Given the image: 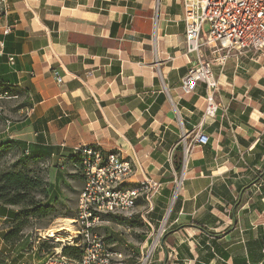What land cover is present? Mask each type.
<instances>
[{
  "label": "crops",
  "instance_id": "obj_1",
  "mask_svg": "<svg viewBox=\"0 0 264 264\" xmlns=\"http://www.w3.org/2000/svg\"><path fill=\"white\" fill-rule=\"evenodd\" d=\"M182 16L180 0H7L0 143L39 156L57 194L76 147L130 160L123 188L156 184L151 206L139 198L134 215L154 229L165 222L149 264H264V49L213 67L208 117L204 84L180 89L197 59ZM198 55L215 58L207 48ZM195 130L209 142L183 165L180 138ZM10 212L0 207V264H43L39 240L5 241Z\"/></svg>",
  "mask_w": 264,
  "mask_h": 264
},
{
  "label": "built area",
  "instance_id": "obj_2",
  "mask_svg": "<svg viewBox=\"0 0 264 264\" xmlns=\"http://www.w3.org/2000/svg\"><path fill=\"white\" fill-rule=\"evenodd\" d=\"M180 1L186 53L197 55L196 62L190 65L182 78L180 89L183 94H190L198 83L204 84L205 115L212 117L217 109L213 97L217 88L213 67L222 70L229 58L238 59L264 49V0ZM6 9L7 0H0V17L5 15ZM204 48L211 50L215 56L213 60L198 55ZM7 59L12 63V57ZM208 142V136L200 130L192 132L188 139L183 134L179 142L183 148L182 164L193 146H203ZM74 154L80 159L83 177L73 220L75 234L69 237L61 250L54 248V253L43 264H149L166 233L165 222L154 229L143 217L142 224L147 234L130 254L109 244L97 233V228L104 217L133 216L139 198H143L150 207L156 184L145 178L132 188H123L122 184L133 176L134 170L132 162L118 151L104 155L97 146H89L74 148ZM47 237L50 239L49 235ZM65 246L81 249V257L76 260L63 257L61 251Z\"/></svg>",
  "mask_w": 264,
  "mask_h": 264
},
{
  "label": "trees",
  "instance_id": "obj_3",
  "mask_svg": "<svg viewBox=\"0 0 264 264\" xmlns=\"http://www.w3.org/2000/svg\"><path fill=\"white\" fill-rule=\"evenodd\" d=\"M2 88L0 84V89ZM178 150H181V147ZM4 154L19 156L9 168H0V207L17 208V212L8 213L10 230L5 235V241L15 244L23 237V232L31 221L46 219L53 215L55 210L50 201L55 200L58 194L42 176L38 166L42 159L35 154H26L25 144L16 141L0 143V156ZM72 159L75 160V169L81 173L79 157L75 155ZM178 169L179 166H177ZM124 221L131 227L135 223L142 225L136 215ZM43 246L45 243L41 244V248ZM54 248L51 247L49 250ZM81 254V249L76 247L65 246L61 251L63 257L75 260L79 259Z\"/></svg>",
  "mask_w": 264,
  "mask_h": 264
},
{
  "label": "rangeland",
  "instance_id": "obj_4",
  "mask_svg": "<svg viewBox=\"0 0 264 264\" xmlns=\"http://www.w3.org/2000/svg\"><path fill=\"white\" fill-rule=\"evenodd\" d=\"M205 29H208L207 25H205ZM0 110L1 125L5 117L1 107ZM18 157V155L14 154H4L0 156V168H9L18 160ZM29 166L32 167L31 164H29ZM38 166L42 172L45 182L50 185L51 181L49 179V172L45 166L43 167V165L40 164ZM72 171V168L64 169V171H62L65 174L64 180L62 182H58L56 180L55 185L57 186V184H59L63 191L58 194L55 200L50 201L55 210L53 215L46 219L31 221L30 225L23 232V234H27L31 240H39L40 244L45 243V246H43V250L40 251L39 255V258L43 261L48 255L50 257L54 253L53 250H49L51 247L61 248L67 244L69 237L74 236L73 234H75L76 228L74 227V223H72V230L68 232V234L65 233L57 235L56 237L50 239L47 237V235H49L47 233L48 230L52 227H55V225L59 223L58 221L63 219L73 221L76 218L77 199L83 184V177L78 170L75 169V171ZM133 212L135 214V209ZM108 217L102 218L103 222L97 228V233L100 236L106 238L109 244L114 245L115 248L125 250L126 254H130L132 250L134 251L139 246V244L144 241L147 230L142 225L135 223L131 227L125 223L126 221H124V219L126 218L123 216H112L114 217L112 219Z\"/></svg>",
  "mask_w": 264,
  "mask_h": 264
},
{
  "label": "bare ground",
  "instance_id": "obj_5",
  "mask_svg": "<svg viewBox=\"0 0 264 264\" xmlns=\"http://www.w3.org/2000/svg\"><path fill=\"white\" fill-rule=\"evenodd\" d=\"M179 186V185H178ZM55 225V227H52L51 229L48 230V234L50 238L56 237L57 235L65 234L70 232L72 230V223L73 221L68 220V219H63L61 221H58Z\"/></svg>",
  "mask_w": 264,
  "mask_h": 264
}]
</instances>
